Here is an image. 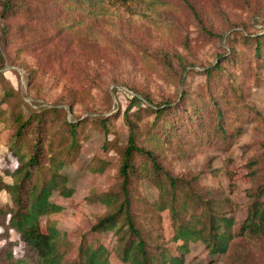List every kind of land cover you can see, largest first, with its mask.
Returning a JSON list of instances; mask_svg holds the SVG:
<instances>
[{
    "label": "rangeland",
    "instance_id": "rangeland-1",
    "mask_svg": "<svg viewBox=\"0 0 264 264\" xmlns=\"http://www.w3.org/2000/svg\"><path fill=\"white\" fill-rule=\"evenodd\" d=\"M166 1L157 12L110 3L105 12L89 16L62 0H18L14 11L0 19V72L18 91L25 111L57 105L72 116V103L81 117L116 116L115 133L91 132L77 159L63 168L73 192L64 196L54 191L50 197L62 209L40 217L42 230L47 218L54 220L74 246L82 235L98 238L110 251V264L128 263L117 257L111 232L90 231L105 207L87 199L116 182L117 148L126 142L124 111L131 97L137 90L154 101L174 100L182 91H198L205 80L201 71L223 48L228 49L227 33L264 29V0ZM249 100L260 117L242 124L241 134L227 149L209 143L182 158L169 151L163 154L165 166L175 174L195 177L207 193L222 191L237 220L247 213L252 171L262 169L252 159L264 153V68L258 84L250 87ZM135 110L133 106L131 112ZM11 134L7 121L0 122L2 174L16 166L7 147ZM100 160L108 163L102 172L94 170ZM4 179L10 178L4 175ZM137 185L148 201L157 198L158 190L150 181L140 179ZM8 201L7 193L0 191V206ZM162 218L169 239L173 229L167 210ZM257 226L264 229V223L256 222ZM10 239L18 240V235L11 232ZM175 245L167 244L172 250ZM188 248L185 264H264V240L252 237L236 244L231 256L211 254L201 241L188 242ZM13 251L19 257L22 243Z\"/></svg>",
    "mask_w": 264,
    "mask_h": 264
},
{
    "label": "trees",
    "instance_id": "trees-1",
    "mask_svg": "<svg viewBox=\"0 0 264 264\" xmlns=\"http://www.w3.org/2000/svg\"><path fill=\"white\" fill-rule=\"evenodd\" d=\"M62 1L89 16L105 12L110 3L153 12L167 4L166 0ZM16 2L0 0V19L5 12L14 11ZM225 40L228 49L223 48L213 57L214 63L201 71L205 80L198 91H182L177 99L154 101L136 90L151 105L135 94L124 111L128 134L117 148L116 182L87 199L105 207L90 231L111 232L116 239L114 251L122 262L185 264L190 241H201L211 254L231 256L234 246L245 238L264 240V229L254 228L256 222L264 223V153L252 159L260 162L262 169L252 171L247 213L242 220L236 219L232 202L222 191L207 193L195 177L175 174L163 159L167 151L182 158L209 143L227 149L241 134L242 124L260 117L249 95L264 68V29H233ZM133 106L136 110L131 112ZM70 107L72 116L57 105L25 111L18 91L0 72V122L7 121L12 129L7 147L16 162L13 169L0 173V191L9 197L0 206V264H110V251L98 238L82 235L74 246L54 220L46 219L45 231L40 225L41 216L62 209L50 200L54 191L72 194L62 170L77 159L89 134L116 131L115 114L81 117L72 103ZM105 161H97L94 170L102 172L108 165ZM140 179L157 188L156 199L148 201L141 195ZM166 210L173 229L169 239L162 225ZM11 232L18 240L10 239ZM170 241L176 243L173 250L167 246ZM18 242L22 243L19 257L13 251Z\"/></svg>",
    "mask_w": 264,
    "mask_h": 264
}]
</instances>
